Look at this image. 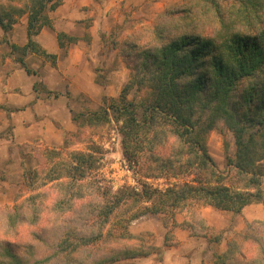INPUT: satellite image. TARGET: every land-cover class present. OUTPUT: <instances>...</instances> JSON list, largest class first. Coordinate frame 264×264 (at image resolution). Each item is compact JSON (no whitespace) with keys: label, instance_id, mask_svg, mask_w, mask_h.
I'll use <instances>...</instances> for the list:
<instances>
[{"label":"rangeland","instance_id":"obj_1","mask_svg":"<svg viewBox=\"0 0 264 264\" xmlns=\"http://www.w3.org/2000/svg\"><path fill=\"white\" fill-rule=\"evenodd\" d=\"M118 2L107 14L86 22L84 40L91 46L100 42L101 50L98 51V46L92 48L87 57L90 65L83 75L68 82L75 89L69 91V84L58 80L61 90L48 95L43 83L37 84L38 99L42 100L40 114L48 117L50 125L61 132V144H56L53 134L52 143L41 138L26 145L8 143L14 138L12 127L0 129V146L8 148L10 153L8 160L0 159V244L10 243L24 260L49 258L47 264H99L103 255L110 256L112 250L121 247L137 249L142 256L106 264H214L232 240L239 242L246 253L258 255L260 249L251 239L264 237V161L257 164L255 176L240 174L234 167L236 138L223 120L217 121L207 135V149L224 183L252 194L253 208L247 214L186 205L172 216L145 214L129 220L138 205L127 203L107 227L95 229L92 225L94 210L101 211L109 201L121 200L124 194L132 191L142 194L144 187L160 191L180 188L195 178L190 174L194 169L185 168L195 163V158L186 152L181 155L180 145L171 137L172 128L162 118L150 127L148 137L139 142L147 151L151 149V153L145 151L147 155H143L139 166H132L124 156L119 125L113 117L108 123H84L82 115L99 112L109 103L118 102L133 77L136 58L126 59L125 44L134 40L133 36L141 37L145 46L157 42L153 33L160 27L174 37L194 32L211 37L221 26L217 10L232 16L237 8L230 0ZM241 24L243 30L253 35ZM90 27H94L91 34ZM68 41L63 39L64 44ZM80 89H87L86 95L79 94ZM150 95L151 91H139L136 87L127 93L128 100L136 104L140 121H143L140 103ZM77 152L92 155L93 166L82 180L72 175ZM160 155L170 162L165 168L160 162L152 163V156L159 159ZM148 165L156 170L147 179L142 167ZM256 206H260L259 210L254 209ZM248 216L255 218L249 220ZM124 225L129 240L115 241L121 245L107 240L105 235L101 250L89 247L76 251L61 245L66 238L73 246L89 239L92 230L97 233L105 228V233L115 232Z\"/></svg>","mask_w":264,"mask_h":264},{"label":"trees","instance_id":"obj_2","mask_svg":"<svg viewBox=\"0 0 264 264\" xmlns=\"http://www.w3.org/2000/svg\"><path fill=\"white\" fill-rule=\"evenodd\" d=\"M211 1L216 3L215 0H204L206 3ZM230 1L234 7L237 6L236 12L227 16L217 10L221 26L214 36L205 37L194 32L174 37L160 27L153 33L157 42L151 41L147 46L141 37L133 36L134 40L125 44L124 54L126 59L135 57L136 64L132 65L133 77L123 90L121 99L109 103L107 108L99 112L81 116L88 125L108 123L113 117L119 125L124 156L132 166H139L143 155L151 153V149L147 151L139 142L148 137L149 130L152 129L150 127L158 123L159 118L166 120L172 128L171 137L180 145L181 155L186 152L196 161L185 166L186 169H194V172H190L195 175L193 184L167 188L165 191L144 187L142 194L135 191L124 194L121 200L116 198L115 201H109L111 203L101 211L92 212V225L95 229L110 225L111 219L117 217L122 206L127 203L138 205L137 212L129 220L145 214L172 216L186 205L241 213L252 204V194L234 190L224 183V177L218 172L206 144L209 132L217 121L223 120L236 138V170L243 175L255 176L257 164L264 161V0ZM63 2L64 0H1L0 27L5 34L3 41H7L9 32L27 16L28 44L23 48L11 45L12 50L23 56L29 51L38 53L55 64L56 56L42 51L34 37L43 28L52 26L49 13L59 8ZM241 22L253 35L243 30ZM58 38L61 47L65 45L64 38H68L71 43L77 41V38L64 33H60ZM19 61L30 74L32 71L27 68L24 59L20 58ZM34 87L37 88V85ZM133 87L139 91H151L150 97L140 103L143 121L138 119L136 104L127 98V93ZM73 120L78 122L79 119L74 117ZM74 156L77 162L71 168L72 175L77 180H82L93 166L92 155L77 152ZM153 157L152 163L160 162L163 168L170 164L161 155L157 156L159 159ZM170 168L173 169V166ZM142 169L146 175L144 178L147 179L151 176L149 173L156 170L151 165L143 166ZM252 183L255 184L256 181L253 180ZM126 225L115 232L105 233V228L97 233L92 230L87 239L90 242L88 245L87 240H80L71 246L68 238L61 245L73 247L72 250L76 251L89 247L101 250L106 241L103 239L104 235L112 242L129 240ZM122 230L125 231L124 234L118 232ZM251 241L257 243L261 253L256 256L251 251L246 253L239 242L232 240L228 250L218 256L214 264H264V237L256 240L252 238ZM139 256L142 254L137 249L116 248L111 251L110 256L103 255L99 264L116 263ZM49 260H24L10 243L0 244V264H47Z\"/></svg>","mask_w":264,"mask_h":264},{"label":"crops","instance_id":"obj_3","mask_svg":"<svg viewBox=\"0 0 264 264\" xmlns=\"http://www.w3.org/2000/svg\"><path fill=\"white\" fill-rule=\"evenodd\" d=\"M119 4L118 0H64L59 8L50 12L52 26L43 28L34 37V41L46 54L56 56L55 64L38 53L29 51L23 56L12 50L11 45L23 48L28 44L27 16L13 27L7 35V41H3L5 34L0 27V129L12 127L14 138L8 143L26 145L38 138L52 143L50 136L53 134L56 136V144H61V132L50 125L48 117L44 118L40 114L42 100L38 99L39 90L34 86L41 81L45 93L49 95L61 90L58 80L65 84H69L74 76L78 80L90 65L87 57L91 49L98 46V51L101 50L100 42H94L91 46L89 41L84 40L87 20L107 14L114 5ZM93 30L94 27H90V34ZM60 33L78 37L77 41H68L61 47L58 38ZM20 58L24 59L27 68L32 71L30 74L19 61ZM68 87L69 91L75 89L71 84ZM86 90L80 89L78 93L86 95ZM65 106L68 108L67 103ZM0 149V159L8 160L9 149L5 150L2 146ZM251 208V205L246 207L244 213L247 214ZM259 208L256 206L254 209ZM213 209L210 207V211ZM248 218L252 220L255 217Z\"/></svg>","mask_w":264,"mask_h":264}]
</instances>
